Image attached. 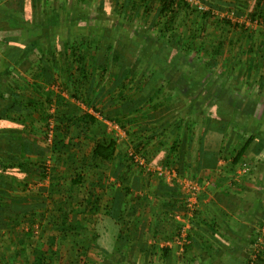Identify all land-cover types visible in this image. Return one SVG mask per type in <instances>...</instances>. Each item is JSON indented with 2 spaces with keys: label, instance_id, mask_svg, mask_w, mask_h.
Instances as JSON below:
<instances>
[{
  "label": "rangeland",
  "instance_id": "1",
  "mask_svg": "<svg viewBox=\"0 0 264 264\" xmlns=\"http://www.w3.org/2000/svg\"><path fill=\"white\" fill-rule=\"evenodd\" d=\"M186 1L192 9L196 8L193 3H190L188 0ZM198 1L205 8L204 11L200 12L211 11V16L209 21L206 23L207 27L205 31L201 33V37L195 41L196 47L190 49L186 46V49L176 50V39L173 37L172 39L169 38V40L160 41L161 44H149L144 42V52L142 58L145 62L148 61L150 55L154 54V52H158L159 49L164 46L162 57L164 60L168 61L171 68L168 80L175 79L178 80L179 83L185 82V80L188 82L190 80V76L187 75L186 72L189 74L193 65L196 66V68L198 66L205 67L209 74L211 73L212 76H215L213 82H216V84L222 83L224 88L226 85L230 86V89L233 90L230 99L238 100V102H240V104L238 103L239 106L243 103H247L246 107L243 106V108L247 112L253 111V114L249 115L246 113L243 115L238 113L240 116L238 115L237 117H234L235 122H233V120L230 125L232 140L235 139L234 134L241 136L238 137L237 141L236 139L233 141L234 144L237 143V145L234 146L236 147L234 152H237L241 149V146H239L240 143H238L239 140L243 138L246 140V137L244 136H247L248 133V130L242 129V127H255L256 122V126L258 125L261 129L260 131L264 132V122L260 121L263 119L262 115L264 116V0ZM124 2V0H0V17H2L3 11L6 14L8 12V15H12L15 18L16 16L19 17L18 23L21 28H24L22 31L23 33H12V36L20 34L19 36L22 37L21 40L23 42L24 37L30 38L31 36L38 35L39 33L44 35L48 34L47 31L44 33L43 31L38 33V31H35L34 29L33 20L37 9L40 14L42 13V18H40L45 20L47 19V21H49L50 18H54L57 14V16H61L60 19L62 21L59 26L60 28H56V30L52 32L59 34L64 38H66V35L69 33L68 36H70V38L73 37L72 41H74V44L72 41H69L68 45L77 48L81 44L78 40H81L82 37L91 33L94 35L92 29L90 28L93 23L95 26L97 25L100 28L104 26L114 28L113 26L117 18L116 16H118L119 9ZM19 6H25L26 9L18 10ZM155 11L156 9L152 10L151 14L144 17V20H140V16L138 14L133 22L135 24L133 29H131L132 25H123L122 28L126 29V33L124 32L126 34L124 39L125 43L123 42V45L120 44L122 40L118 39L120 37V34L118 33L115 44V47L122 45V52L120 51L122 55L125 54V50L129 46V37L137 35L138 31L141 32L139 36L141 39H143L144 33H146V36H151L150 33H152V29L150 30L146 22L150 23L152 17H155ZM141 12L140 14H142ZM226 21L230 22V24H226ZM144 22L145 25H143ZM11 23L12 22H6L4 24L0 23V57H2L1 55L7 48L6 44H3L4 41L2 38L6 37L7 33L3 31L10 30ZM160 23H162V21ZM149 25L152 24L150 23ZM97 30L100 31L99 29ZM156 33H158V31H156ZM114 35L115 33L112 35L113 38ZM165 43L167 45H163ZM222 43L224 45H221ZM90 44L89 51L95 53L98 46L96 40H92ZM218 46H221V51L217 52L219 54L216 55L214 54L212 47H215L216 49ZM47 47L49 48L48 50H51L49 45L45 46V49ZM82 48L84 47L82 46ZM193 51H195V53L200 52L204 57L202 59L196 58V54L194 55ZM96 55L99 58V64H102V54L99 53ZM65 56L66 65H64L60 60H52L57 65L61 64L62 66H65L64 68L59 66L58 75H43L42 77L44 78V91H42V93L45 96L48 94V90L53 92V94L62 93L65 95V98L72 102L77 108V114L74 115L73 118L74 122L70 124L68 130L65 129L64 131L65 142H67L65 143L66 147L63 150V154H65V156H62V159H60V157L56 158L52 151L49 156L41 154L38 161L39 163L44 164L48 159L51 160L52 166L50 173H45L46 177L42 178L39 175V169L37 168L36 171L31 174H36V176L28 178L30 180H28V187L25 190L28 192L21 193L19 196L12 195L14 198H24L25 196L24 199H26L27 197L31 204H36V206H38L37 212L44 214L42 219L33 226V230L31 228L28 233L29 226L26 222H22L19 227L16 225L14 226L13 223H9L11 222V219L6 218V216L0 213V258L12 256L16 249L20 252V255L18 254L19 257L24 258H17L19 261H16L15 259L7 261V264H20V262L23 264H32L34 259L45 255L48 259H46L44 264H72L75 260L79 259L82 261L79 264H165L162 257V249L159 248V250H155L156 252H153L152 259H149V255L146 257V254H144L142 250L136 249L134 245L130 246L132 243L131 239L128 234L122 230L126 224L125 219H127V212L129 213V210H131L127 206L128 198H122V201L119 203L118 213L120 218L117 221L118 224L113 221V217L116 215H113L114 212L112 203L116 200V198H112V201H107L106 198H97V186L104 182V184L108 185L107 188L109 190L111 186L110 178H113L110 173V167H108L110 165H100L99 162H94L91 155L97 139L101 138L103 133H109L117 140L120 147L121 145H124V149L129 152H124V158L122 159L123 162H126V159L130 157L132 152H134V142L130 140L131 137H129L126 132L128 130L127 125L125 124L126 121L124 123V119H116L114 111H111L110 94L112 92L111 90L117 85V80L115 78L116 74H119L116 73L117 68L110 67L107 74L102 76V71L99 70L98 63L95 62V70L94 72H91L92 80H88L87 82L85 81V84L83 83V85L79 86L78 84L80 82L76 81L78 70L76 69L77 65L75 64V60H71L70 57L72 56L69 57L67 53ZM88 58L89 59H87L85 64H91V61H94L93 58ZM67 61L69 62L67 63ZM206 73H204L203 78L206 77ZM69 75H71V77H69ZM210 77L211 76L209 75V78ZM127 88V86L125 88L123 87L122 92L124 95L128 94L130 91V87L128 89ZM77 89H79V94L76 93ZM100 91H102L101 95L96 97V92L99 93ZM115 92L113 93L115 94ZM189 94V91L184 92L177 90V93L173 96L174 99L170 101L171 104L172 102L174 103L171 108L179 106L181 98L185 99L186 97H189ZM75 96H77L78 99H76ZM99 98L101 103H98ZM177 99L179 100V103L176 102ZM249 101L251 104H248ZM248 105H252V107H250L252 109H249ZM50 108L51 107H49V109ZM220 108L221 107L217 103L213 106L211 111L214 114H218ZM180 109L186 110V105L178 108L179 111ZM238 110L239 112L242 111V107H238ZM148 111L149 110H146V112ZM54 112L53 108H51L50 113L54 114ZM188 112L189 111H187L186 114H188ZM88 115H92L96 118L95 121L98 119L99 122H104L108 128L106 129L103 127L104 123L91 122L89 117H87ZM50 121L54 122L53 125H57L55 124L54 117L50 118L47 123L39 119V128L36 126L37 124H35V127L37 128L36 133L33 135V141H36L40 147L44 146V133L47 134ZM85 122H89L91 124V132L88 131L87 124ZM122 124H125L126 129L122 127ZM249 132L251 131L249 130ZM53 142L54 141L52 140L51 143H47L51 146ZM71 154H76L78 161H81L83 157H87L88 163L94 166H91L93 169L88 168L86 165L79 166L81 169H85L86 171L84 170L83 175L85 181L82 186L78 187V190H80L81 194L84 193L87 195L89 193L92 197L89 199L85 198L86 201L84 203L79 201V198H72L71 200L70 198H67L70 196L69 194H72L67 187H74L71 180L74 168L71 167L70 164L66 163L68 156ZM52 156L54 157L53 161ZM132 165L136 168L139 166V164L136 163H132ZM150 166L159 167L162 165ZM241 166H244L247 171L249 170V163L239 165V167ZM64 168H66V171H64ZM61 172L67 174V177H61L59 175ZM57 173L58 175H56V179L53 178V175ZM100 175L102 176L101 179L98 178ZM235 175L236 180L240 181L241 176L243 177L245 174L239 176L236 173ZM21 177L22 178H20V180H24L26 178L24 175ZM184 177L199 181V179L191 177L188 174L184 175ZM85 188L87 190H85ZM107 202H110V204ZM138 204L139 198L136 202V205ZM86 205L87 207H85ZM107 206H109V208H107ZM107 209L109 213L106 214ZM10 224L13 226H9ZM72 224L78 225L80 240L81 238L87 237L90 241L95 232L103 236L97 245L92 241V243H90L93 245H91L90 249L85 247L86 250H83V252L77 251L76 247L73 246V241L71 240L72 238H70V236H66L63 231L64 228H68ZM136 224L141 225V221L137 220ZM17 230L19 231V234L16 233ZM102 230L105 232H102ZM262 230L264 231V222L257 232L255 241L264 235ZM27 235H29V239L27 238ZM188 235V243H181L179 236L176 240L180 249L179 252L181 254V258L190 255V251L186 250V248L190 245L189 241L192 239L190 237V231L188 232ZM16 236L18 237L16 238ZM27 240L32 241L27 243ZM254 243L255 242H252V247L250 246V251H248V258L245 260V264H260L264 261V243L259 249H255V251ZM118 245H120L121 249L123 248L127 256H125V253L123 255H119L120 252L115 251V248ZM105 248H107L108 252L105 251ZM8 251L9 253H7ZM114 256H116L115 258H118L117 261L113 260Z\"/></svg>",
  "mask_w": 264,
  "mask_h": 264
},
{
  "label": "crops",
  "instance_id": "2",
  "mask_svg": "<svg viewBox=\"0 0 264 264\" xmlns=\"http://www.w3.org/2000/svg\"><path fill=\"white\" fill-rule=\"evenodd\" d=\"M25 9V6L18 7V10ZM39 14L37 9L33 20L34 29L35 31L37 30L38 33L47 31L48 34H33L34 37L27 38L26 41H36L38 45L35 51L32 52H36L37 57L50 58L51 61L49 64L42 68L41 66H34L33 68L31 67L32 63L30 64L26 57L22 63L11 66V69H7L2 63L4 60L3 56L0 57L2 58V61H0V76L7 74L12 77V75L16 76L17 73L23 76V79L18 80L19 82L12 83L8 86L11 88L10 90L14 88L17 89L13 90L17 93L20 91L23 92L20 96V100H23V106L27 105L30 101L32 102L33 96L29 94L34 92L36 87H43L44 78H42V75H58V65L60 64L57 65L52 60H62V63L66 65L65 43L69 42V33L66 35V38H64L52 32L56 30V28H60L59 26L62 21L60 19L61 16H57L56 14L54 18H50L49 21H47V19H41L42 13ZM132 26H135V24ZM148 26L150 25L148 24ZM151 32L150 37L146 36L145 33L143 34L144 40L142 42L161 44L160 41L162 40L157 39L156 31ZM138 39L140 40V37ZM47 45L50 46L51 50H48V47L45 49ZM58 47H60L61 51L58 50ZM157 53L158 52H154V54ZM193 54H196V58L202 59L204 57L200 52L195 53V51H193ZM160 58H163L162 55ZM50 64L51 66H49ZM206 72L205 67L198 66L196 68V66L193 65L189 74L186 72V74L190 76V80L188 82L185 80V82L178 83L177 88L184 92L189 91L190 94L188 95L189 97L185 99L181 98L179 106L175 108L165 107L162 111L160 110L155 113L143 112L142 114H129L124 118L126 119L127 131L129 134L133 135L130 140L134 142L136 141L134 137H139L147 132H154L156 130L155 128L161 127L163 123L172 120L171 118L174 116H177V119L184 118L185 113L191 109L190 115L187 117V122L184 125L185 129L179 132L177 131V125H174L170 131L163 130L166 129L164 127L160 129V133L164 131L162 139L165 140L168 137L167 147L172 145L175 139L179 137L181 140L179 149H177V153L181 158L179 167L184 169L188 166L186 170L190 173L189 176H195L203 186L202 195L198 199L197 213L194 216L190 230V237L192 239L190 238V245L186 248V250L190 251V255L181 258L180 249L176 242L179 236L178 225L180 224L176 216L179 214L186 215V212H184L180 206V202L183 199L182 191L176 183H170L164 179L158 178L155 174L147 172L141 166L136 168L128 162V158L126 162H123L124 152H129L124 149V145L120 147L119 144L117 146L115 159L110 166H108L113 176V178H110V189L108 190V185L104 184V182L102 183L103 187L97 186L96 188V192L98 193L97 198H106V200L111 198V201L112 198H116L112 203L114 210L119 209V203L122 201V198H128L127 206L131 210H129V213L127 212V219L124 218L126 224L122 230L130 237L132 242L130 246L134 245L136 249L142 250L143 253L146 254V257L149 255V259H152V254L156 252L155 250H159V248H168L170 250L169 257L166 259L163 258L165 264H245L250 246L252 247V242H255L257 232L264 222V132L260 131L261 129L258 125L256 126V122L255 127H242V129L248 130L247 136H249H244L246 139L251 136H254L255 139L244 152L239 163L235 165L233 160L237 152H234L236 149L234 146L237 145V143L234 144L233 141L235 139L237 141L238 137L241 136L234 134L235 139L232 140L231 128H229L226 132V142L224 146L218 144L219 142L214 141V136L207 134L206 129L208 124L213 121V118L206 119V115L210 108L217 103L219 105L221 103L225 106L231 105L234 108L236 107L235 117L239 114L243 115L244 113L248 115L253 114V111L247 112L243 108V106L246 107L247 103L244 104L242 102L243 104L239 106L238 103L240 104V102H238V100L227 98V101H225L226 93L231 90L230 86L226 85L224 88L222 83L216 84L213 82L215 76ZM204 73H206L205 78H203ZM209 75L211 76L210 78ZM4 82L6 81L3 80L2 83ZM4 87L5 85L0 89L1 92L3 91V97L5 99L12 98L11 91ZM127 87L129 88V85H127ZM117 90L119 89L115 87L112 91ZM101 92L102 91L99 93L96 92V97H99ZM131 92L132 91H129L127 96L131 94ZM115 95L116 94L113 92L110 94L111 106H120ZM141 100L142 99H139L135 103L133 99L129 101L131 104H137L141 102ZM177 100L176 102L179 103V100ZM98 103H101L100 98ZM248 104H251L250 101ZM173 105L174 103L172 102V104L168 106L172 107ZM183 105H186V110L180 109L179 111L178 108L183 107ZM238 107H242V111L239 112ZM248 107L252 109L250 108L252 105H248ZM116 111L117 110H115L114 113H116ZM262 117L263 119L260 121L264 122V116L262 115ZM39 119V115L31 113L29 119H20L22 123L26 124L25 128H23L21 123H18L16 126L17 129L13 132H18L20 134L23 132V137L33 141L36 128L40 127L38 126ZM233 120V122H235V118ZM5 121V117H2V120H0V132L5 128ZM202 121H206L207 125H204ZM35 124H37V127H35ZM190 124L191 128L189 127ZM249 130L251 132H249ZM194 133L195 136H193ZM201 133H204L203 135L207 134L202 142V146L199 145L200 142L198 141V137ZM192 137L193 143H190ZM244 140V138L239 140V146L243 144ZM222 146L223 149H221ZM3 147L0 149V152H2ZM26 148L25 153H23L26 157L24 160L28 161L30 166L33 167V165L39 161L41 154L36 147L30 144H28ZM221 150H223V152L220 155ZM189 151L191 153L190 158L187 156V152ZM146 153L149 156L150 162H159L157 165H162L159 156L160 152L156 150V146L147 148ZM246 163H249V170L247 174L243 177L241 176L240 181H237L235 174L237 173L239 165ZM100 165L102 164L100 163ZM87 166L90 169L94 167L90 163H87ZM147 166L151 167L149 162ZM64 171H66V168H64ZM31 176L35 177L36 174L30 175L29 177L31 178ZM98 178L101 179L102 176L100 175ZM26 180L28 181L30 179L27 177ZM78 187L79 186L67 187L72 193L69 194L70 196L67 198H87V195L84 193L81 194ZM14 188L15 189L11 190L9 194L19 196L21 193L28 192L25 190L23 191L22 187L18 186V184L15 185ZM138 198L140 205H136ZM173 205L175 206L172 207ZM118 212L119 210L114 211L116 216L113 217V221L116 222V224H118L117 221L120 218ZM137 220L141 221V225L136 224ZM102 232L105 231L102 230ZM154 235L158 237L154 238ZM7 253H9V251ZM3 258L5 257L0 258V264H5L6 261L12 260L11 256L6 257L7 260ZM260 264H264V261Z\"/></svg>",
  "mask_w": 264,
  "mask_h": 264
},
{
  "label": "trees",
  "instance_id": "3",
  "mask_svg": "<svg viewBox=\"0 0 264 264\" xmlns=\"http://www.w3.org/2000/svg\"><path fill=\"white\" fill-rule=\"evenodd\" d=\"M125 2L121 5V8L119 9L118 16H116V21L114 24V28L111 27H98L97 25L93 23L90 27L92 29V32L87 36H84L81 38V40H78L79 43H81L77 48L74 46L68 45V43H65V49L66 53L72 57L71 60H75V64L77 65L76 69L78 70V74L76 75V81L80 82L78 85L85 84L88 80L91 81L92 79V73L95 70V62L98 63L99 70L102 71V76L107 74L110 67L117 68V72L119 74H116L115 78L117 80L116 88L117 92L115 93L117 102L120 104L111 106V111L117 110L115 113L116 119H124L129 114H142L143 112H146V110H149L148 112L155 113L157 111H160L161 109H164L165 107H170L168 105L171 104V100L174 99V94L177 93V85L178 80L170 79L168 80V75L170 71V65L168 64V61L161 59L162 51L164 46H162L157 54L150 55L148 61L145 62V60L142 58L143 52H144V46L142 42L144 40L140 38L138 39L141 32L138 31L137 35H133L130 38V43L128 48L125 50V54H121V49H123L122 45L123 42L125 43V37H126V29H123V25H134V21L136 17L140 16V20L144 17L151 14V11L156 9L155 11V17H152L150 20V23L152 25L149 26L150 30L152 31H158L157 33V39L158 40H169L173 38L176 39L175 43V49L176 50H183L186 49V46L190 49H193L195 46V41L201 37V33H203L207 27L206 23L209 21L211 16V11H205L200 12L199 10L192 9L191 6L187 3L186 0H124ZM261 1V0H260ZM154 8V9H153ZM131 11V12H130ZM142 11V12H141ZM140 12L142 14H140ZM107 13V11H106ZM133 14V15H132ZM106 15V14H105ZM162 21V23H160ZM9 23L12 22L10 27V30H4L3 32L7 33L6 37L3 38V44H6L7 48L4 50L3 54V61L2 58L0 61H2L3 65H5V68L11 69V66L18 65L22 63L27 57L28 61L31 64V67L34 68V66H41L44 67L45 65H48L51 59L46 57H37V53L32 52L35 51L37 42L36 41H26L27 38H23V42L21 40L22 37L19 35H13L12 33H23L22 31L24 28H21L19 22V17L16 16L13 17L12 15H8L3 11L2 17H0V23ZM140 23V22H137ZM147 24H150L146 22ZM226 24H230V22L226 21ZM145 25V22L144 24ZM134 26L131 27L133 29ZM142 27V26H141ZM100 31H98L97 29ZM125 32V33H124ZM143 32V31H142ZM97 33V34H95ZM113 33H115L113 38ZM120 34L119 40H122L120 44L121 46L115 47L117 34ZM146 34V33H145ZM148 35V34H147ZM34 37V36H31ZM97 37V38H96ZM72 38L69 36L68 41H72ZM92 40H96L98 46L96 52H90L89 51V44ZM74 44V41H72ZM118 44V43H117ZM91 45V44H90ZM163 45H167L166 43ZM185 45V46H183ZM221 45H224L223 43ZM5 46V45H4ZM82 46L84 48H82ZM81 47V48H80ZM80 48V49H79ZM214 54L218 55L221 51V46H218L216 49L215 47H212ZM215 49V50H214ZM58 50H60V47H58ZM121 51V52H120ZM102 54L103 62L102 64H99V58L96 54ZM34 54V55H33ZM88 57H91L94 59V61H91V64L85 62ZM62 62V60H60ZM59 62V63H61ZM69 61H67L68 63ZM61 65V64H60ZM58 65V66H60ZM51 66V64L49 65ZM62 66V65H61ZM65 66H62L64 68ZM8 71V70H7ZM8 73V72H7ZM43 76V75H42ZM16 77V78H15ZM71 77V75H69ZM23 79L22 75H19L18 73L15 75H3L0 76V89L3 85H5L4 88L11 89L10 86L12 83L19 82L18 79ZM6 81L2 83V81ZM9 80V84H8ZM17 80V81H16ZM86 81V82H85ZM216 83V82H215ZM127 85L131 88L130 91L131 94L127 96V94L124 95L123 87L125 88ZM169 88V89H168ZM38 89V90H37ZM171 89V90H170ZM17 90V89H13ZM13 90L11 91L12 98L5 99L2 95V92L0 91V120H2V117H5V128L1 130L0 132V149L3 147L2 152H0V213L2 215L6 216V218L11 219V222L13 225L18 226L22 224V222H26L28 227V233L29 231L33 230V226L42 219L44 214L37 212L38 206L36 204H31L30 201L26 198H14L9 192L14 188L15 185L18 184V186L22 187L23 191L27 189L28 187V181L26 178H29V175L34 173L36 169L38 168V173L42 178H45L46 171L45 163H35L33 167L30 166L28 161H25L24 158H26L23 153L26 151V147L28 144L32 145L33 147H36L37 150H39L40 154H45L46 156L50 155V152L52 151L55 154V157H60L62 159V156H65L63 154V150L66 147L67 142H65V129L68 130L70 124L74 122L73 118L74 115L77 114V108L75 105L68 101L67 98H65V95L62 93L53 94L51 91H47L48 94L46 96L42 93L44 91V86H38L36 87V90L32 92L29 95L33 96L32 102L30 101L27 103V105L23 106V100H20V96L23 92H15ZM46 90V89H45ZM114 90V89H112ZM111 90V91H112ZM125 90V89H124ZM115 92V91H112ZM26 93V92H25ZM76 93H80L79 89L76 90ZM233 93V90L231 89L229 92L225 95V101H227V98H230L231 94ZM54 96V97H53ZM44 97V99H43ZM76 99H78L77 96H75ZM125 99V100H124ZM133 99L134 103L138 101L139 99H142L141 102L137 104H131L129 100ZM21 102H20V101ZM17 103H16V102ZM35 101V102H34ZM116 102V103H117ZM53 103V104H52ZM226 103V102H225ZM219 105V104H218ZM221 108L218 112V114H214L211 110L213 106L210 108L209 112L207 113V118H213V121L208 124V127L206 129L207 134H210L211 136H214V141L219 142L218 144L223 145L226 142V132L230 128V125L232 124V121L235 117V108L231 105L225 106L220 103L219 105ZM54 108L55 112L54 114L50 113V109ZM171 108V107H170ZM95 111V110H94ZM188 114L185 117L181 119H177V116L172 117L170 121L163 123V125L159 128H155L156 130L154 132H147L145 134L140 135L139 137H134L136 141H134V153L140 155L142 158L145 159L146 163H150V165H157L159 162H150L149 156L146 153L147 148L150 146L155 147L156 150L160 152V162L163 167L170 168L172 170H175L180 176L184 177L186 174H190L187 172L186 168L182 169L179 167L180 165V156L177 153V149H179L181 140L179 137L175 139V141L172 143V145H169V147L166 146L167 144V138L165 140L162 139L164 136L163 132L160 133V129L162 127L166 128L163 130L170 131V129L177 125V131H181L185 129L184 125L187 122V117L190 115L191 109L188 110ZM31 113H36L40 116L41 121H44L45 123L48 122V120L52 117H54L55 124L54 125V136H53V144L50 146L48 142V133H44V146L40 147L38 146L36 141H30L27 140L26 137H23L22 134L18 132H13L15 129H17V124L21 123L23 125V128H25V123H22L20 119H29ZM88 114V113H87ZM215 116V117H213ZM19 117V118H17ZM91 122L98 123V119L95 121L96 118H94L92 115H88ZM180 117V116H179ZM85 119V118H84ZM120 119V120H121ZM119 120V121H120ZM17 122V123H16ZM176 122V123H175ZM204 125L206 124V121H202ZM87 124V129L89 132H91L92 127L89 122H85ZM102 123V122H99ZM104 123V122H103ZM102 123V124H103ZM125 123V119H124ZM126 124V123H125ZM125 124H122V127L126 129ZM104 125V126H103ZM102 126L106 129L108 126L104 123ZM191 128V124L189 126ZM206 127V126H205ZM130 137H132V134H129L128 131H126ZM204 133H201L199 135L198 141L200 142L199 145L202 146V142L205 139ZM195 136V133L193 134ZM254 136H251L250 138L243 141V144L241 145V149L237 151V154L234 157L233 163L236 165L239 163V160L244 155V152L249 148V146L254 141ZM138 140V141H137ZM190 143H193V137L190 139ZM117 140L113 138L109 133H103V136L94 144L93 150H92V157L94 159V162H99L101 164L110 165L114 159L115 154L117 150ZM223 146L221 149H223ZM223 152V150L220 151V155ZM188 158L191 157L190 151L187 152ZM52 156V161H53ZM162 160V161H161ZM128 162L130 164L133 162V157L130 156L128 158ZM39 163V164H38ZM67 164H70L71 167L74 168L73 174L71 175L72 183L74 186H82L83 182L85 181L83 177V173L85 169H81L79 166L86 165L88 163V158L83 157L81 161L77 160L76 154H71L67 158ZM185 165V164H184ZM34 169V170H33ZM41 170V171H40ZM69 170V168H68ZM75 171V172H74ZM86 171V170H85ZM24 175L25 179L20 180L22 178L21 176ZM53 175V174H52ZM56 175H53V178L56 179ZM61 177L66 176L64 172H61L59 174ZM195 177V176H191ZM58 179V178H57ZM13 182V183H12ZM102 186V183L99 185ZM85 190H87L85 188ZM203 192V191H202ZM202 192L200 196L202 195ZM89 197L86 199L92 198L91 194H87ZM199 196V198H200ZM184 198V195H183ZM72 198H70L71 200ZM85 198L78 199L81 202L86 201ZM111 200L110 198L107 199V201ZM183 201L181 200V208L184 211L183 207ZM111 202V201H110ZM110 202H107L110 204ZM173 205L172 207H174ZM87 207V205L85 206ZM109 208V206H107ZM118 209L113 208V212ZM185 212V211H184ZM109 213L108 209L106 210V214ZM197 213V209L195 211V214ZM113 215H115L113 213ZM195 216V215H194ZM192 218L191 222L193 223ZM18 221V223H17ZM75 221V220H74ZM8 223V224H9ZM10 224L9 226H13ZM78 225L72 224L68 228H64V234L66 236H70L73 241V246L76 247L77 251L83 252V250H86L85 247L89 248L91 247L92 241L94 244L97 245L99 240L103 235L93 234L91 240L89 241L87 237L81 238L78 234ZM19 231L17 230L16 233ZM181 227L178 225V235L180 236ZM19 234V233H18ZM19 236V235H18ZM16 236V238L18 237ZM157 238V235H154V238ZM27 238L29 239V235H27ZM32 240H27L28 242H31ZM91 242V243H90ZM100 246V245H99ZM101 247V246H100ZM49 249V248H48ZM19 250L14 251V254L11 256V259H15L16 261H19L20 258V252ZM105 251L108 252L107 248H105ZM115 251L120 252L119 255H123L125 252L123 248H120V245H118L115 248ZM162 257L164 259L169 257L170 250L168 248H163L161 250ZM19 254V255H18ZM111 254V253H109ZM126 254V253H125ZM127 256V254L125 255ZM113 257L114 261H117L118 258ZM24 258V257H23ZM22 257L20 259H23ZM4 260L6 259L3 258ZM48 259V257L40 256L34 259L32 264H44V262ZM7 260V259H6ZM81 259L75 260L72 264H79ZM7 264V261L6 263ZM20 264H23L20 262Z\"/></svg>",
  "mask_w": 264,
  "mask_h": 264
},
{
  "label": "built area",
  "instance_id": "4",
  "mask_svg": "<svg viewBox=\"0 0 264 264\" xmlns=\"http://www.w3.org/2000/svg\"><path fill=\"white\" fill-rule=\"evenodd\" d=\"M190 3H193L195 7L199 11H204L205 8L198 0H188ZM54 111V108H53ZM53 121V120H52ZM50 121L49 129L47 131L48 135V142L51 143L54 136V125ZM130 156L133 157V162L136 164H139L142 168H144L147 172H152L155 174L158 178L164 179L170 183H176L179 189L182 191L184 195V201H183V207L184 211L186 212V215L179 214L176 216L177 221L180 223L181 232H180V239L181 243H188V232L191 230L192 227V218L195 215V211L198 208V199L203 191V186L200 184L199 181L191 180L185 177L180 176L175 170H172L170 168H166L163 166L159 167H149L147 166V163L144 158H142L140 155L135 154L132 152ZM51 160L48 159L45 162L46 171L50 173L51 171ZM248 171L244 168V166H241L237 170V175L241 176L243 174H246ZM263 231V230H262ZM264 233V231H263ZM264 243V235L260 237L258 240L254 243V251L255 249H259Z\"/></svg>",
  "mask_w": 264,
  "mask_h": 264
}]
</instances>
